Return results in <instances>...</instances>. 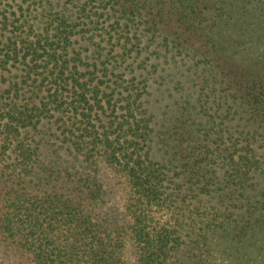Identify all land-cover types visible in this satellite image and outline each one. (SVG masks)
<instances>
[{"label": "trees", "instance_id": "16d2710c", "mask_svg": "<svg viewBox=\"0 0 264 264\" xmlns=\"http://www.w3.org/2000/svg\"><path fill=\"white\" fill-rule=\"evenodd\" d=\"M233 16L222 0H0V78L15 71L0 94V245L29 264H218L221 239L261 228L264 161L251 143L263 75L247 65L226 88L251 126L241 140L223 123L215 139L180 123L161 164L139 72L144 55L212 72L235 60L220 27ZM100 168L121 189L122 225L110 224Z\"/></svg>", "mask_w": 264, "mask_h": 264}, {"label": "rangeland", "instance_id": "374dc122", "mask_svg": "<svg viewBox=\"0 0 264 264\" xmlns=\"http://www.w3.org/2000/svg\"><path fill=\"white\" fill-rule=\"evenodd\" d=\"M222 1L224 9L230 8L231 3V8L238 11L239 18L233 16L231 20H225L220 25L223 30H221L222 36L232 37L230 40L234 45L229 46L227 55L237 52L238 55L232 54L235 60L232 58L217 60L213 63L216 67L212 72L206 68V65L195 63L193 60H160L159 58L152 62L151 59L148 61L145 55L141 57L147 61V67L139 72H142L147 79L144 106L151 119L150 153L151 158L161 164L172 158L176 144L175 136L179 131L177 127L180 123H186L191 131L198 134L208 130L211 139H215L212 135L217 128L223 130L222 123L228 125L229 130L239 140L242 138L239 137L240 132L245 134L247 130L251 131V126L248 128L249 122H246V127H242L243 121L239 119L241 110L235 108L230 92L226 88L231 85L233 88L231 93L236 91L235 85L233 86L234 80L237 79L235 76H240L247 65H254L251 70L260 72L264 77V14L258 13V6H264V0H241L243 3H248L245 10H242L237 3L239 0ZM248 1L251 3L249 4ZM202 45L201 41L193 40V49L199 53L203 52ZM150 64H152L151 68L148 66ZM14 73V70L11 74L4 73L0 78V94L9 81L14 80ZM232 105L233 109L230 108ZM218 117H221L220 120ZM214 120L217 121L216 123H221L215 126ZM255 129L260 136L256 135L257 141L251 145L259 151L264 161V122L257 124ZM211 145L215 146L214 143ZM225 145L230 146L229 143ZM245 145V141L238 143L237 149ZM223 171V169L218 170V177H222ZM99 177L105 190L107 201L105 209L110 215V224L122 225L125 220L121 212V189L104 168H100ZM253 182L257 185L256 191L264 193V170L254 175ZM233 211L236 213L235 209ZM263 212L264 210L260 211L261 214ZM218 244L222 249L218 264H235V262L264 264V225L232 241L221 239ZM125 256L131 261V247L125 248ZM0 264L29 263L23 254L12 247L0 245Z\"/></svg>", "mask_w": 264, "mask_h": 264}]
</instances>
